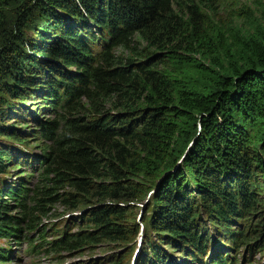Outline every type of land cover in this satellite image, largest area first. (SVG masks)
Here are the masks:
<instances>
[{
  "label": "trees",
  "instance_id": "trees-1",
  "mask_svg": "<svg viewBox=\"0 0 264 264\" xmlns=\"http://www.w3.org/2000/svg\"><path fill=\"white\" fill-rule=\"evenodd\" d=\"M248 1L14 0L12 22L0 0V175L18 174L13 144L35 130L31 113L45 166L32 191L30 175L0 178V239L56 218L57 203L91 227H54L56 254L126 243L132 203L167 172L138 264H238L225 249L262 251L264 223L241 220L261 203L254 172L264 175V0Z\"/></svg>",
  "mask_w": 264,
  "mask_h": 264
},
{
  "label": "rangeland",
  "instance_id": "rangeland-1",
  "mask_svg": "<svg viewBox=\"0 0 264 264\" xmlns=\"http://www.w3.org/2000/svg\"><path fill=\"white\" fill-rule=\"evenodd\" d=\"M4 1L6 5L4 6L5 7L4 14L10 15L12 22L13 21L15 22L17 14L20 9L19 8L8 9L7 7H9L11 5L10 3L14 0H4ZM241 1L242 3L246 1L249 2L248 0H241ZM10 23L11 21H9V26ZM38 25L39 24H35V23L31 24L29 26L31 27V31L30 28H28V30L25 32V36L31 37L32 31H35V29H39L37 28ZM4 39H5L4 32L0 31V48L2 46ZM59 64L60 61H56V60L52 61L53 66L57 67ZM24 74L27 76L26 73ZM58 76L60 75L58 74ZM34 84H39V83L34 82ZM35 93L36 92H34L33 94ZM12 102H15V100ZM29 110L31 109H28V111ZM62 112L63 109L61 107L60 108L58 107L55 113L59 115V113ZM11 114L12 112H9L8 113L9 117H7V119L3 117L2 119L3 120L5 119L4 122L5 124H7L6 126L10 130L17 131L18 127L15 126L20 123L18 122L19 118L17 120H12L13 118L14 119L16 118L12 117ZM54 116L55 114L52 113L50 116H45V117L46 119L50 120L54 118ZM41 117L42 116H39V118ZM34 119H36V115L31 113L30 120L27 121H29L28 124L31 125L30 129L34 128L35 130H31V132L29 133L22 134V136L25 137L24 139H26L23 145L22 143L20 145L13 144L15 148H17L21 152V154L20 156L16 157L17 160L12 165H15V163H19L21 158H25L24 154L30 153V155L33 154L38 155L37 153H39L38 147L39 144L41 145L42 140L39 139L40 133L38 128L34 124L35 123ZM2 138L6 139L5 137ZM4 141H0V145H5V143H3ZM9 143L12 145L11 141ZM28 158H29V164L20 162L22 163V166H20L19 169L17 170L18 174L15 175L12 170H6L5 174L1 173L0 178L4 177L7 179L8 182L14 183L15 181L18 182V179L24 178L27 174H32V176L30 177L31 179L30 178L28 179L30 191H32L33 186L37 185L42 180V177L45 173L44 172L45 166L41 165L33 157H28ZM23 171H25L26 174H24L25 172L23 173ZM254 173L256 174V177L258 179L262 180V182H260L261 188L259 189V191L255 192V195L258 201H261V203L264 204V193H263L264 180L262 178V176H264L263 171L261 172L256 171ZM19 174H23V175L17 176ZM152 190H153V186L150 189L151 192L150 198L146 197L140 200V202L137 201L132 203L134 205L131 214L132 218L127 219L126 221L123 222L126 223L125 224L126 229H130V232L132 233V236L130 235L131 236L130 240H128L126 243H119L113 241L108 242L103 240L96 246L94 245L92 247H87L80 250H72V251L63 250L59 254L58 253L56 254L52 249V245H54L53 239L56 236H58V233L52 231L54 227L58 226V228L60 229L58 231L66 230L69 232H75L79 229L81 231L91 227L90 225H86L84 222L83 223L81 222L79 217L82 211L67 213L64 210H62L61 206L57 205L56 203L51 208L52 213L57 214L56 218L50 221L47 218H45L46 220H44L43 223L40 224L38 227H36L34 230L28 229V227L27 228L23 227L24 229L21 232H19V237L0 239V250H1L0 252L6 254V258L0 260V264H95L96 262L101 264H106L107 262L105 263L102 262L109 256H112L116 259L122 257L123 264H138V259L140 258V252L142 250V247L145 243V240L150 238L149 234L151 232V229L144 225L143 220L144 218L150 219V217H153L154 219H156L157 217H159L158 215L153 214L156 208H154L152 204V196L155 191ZM30 195L31 192L28 193L29 197H31ZM147 195H149V193H147ZM232 196L233 194L231 195V197ZM13 203L14 202H12L11 204ZM261 203H258V205H256L255 208L256 212L252 214L253 217H251L252 215L245 217V214L241 216V220L247 219V223L242 222L243 224L245 223L249 226H255V227L259 226L257 227L258 230L259 228H261L262 224L264 223V213ZM11 207L15 208L16 206L13 204V206L11 205ZM15 214L16 213H14V216ZM22 226L24 225L22 224ZM29 230H33V231L29 232ZM42 242L44 243V245L41 248L40 247L38 248V245H40ZM226 247H229V245L227 244ZM258 247L259 245L253 246V243H249L248 246L244 245L242 246V248L241 247L238 249L236 248L235 255L233 253V249L231 251L225 249L226 251L224 250V252L230 253L229 256L231 258L237 259L236 261L238 262V264H264V251H263L264 248L262 251H259ZM176 250L174 251L176 252L175 255H178L177 254L178 251ZM175 255L173 257L178 260V257ZM189 260L190 259H185V260L183 259V261L180 262V264H189ZM169 261H171L170 264H175L174 263L175 261L173 259L170 258ZM206 261H208V259Z\"/></svg>",
  "mask_w": 264,
  "mask_h": 264
},
{
  "label": "water",
  "instance_id": "water-1",
  "mask_svg": "<svg viewBox=\"0 0 264 264\" xmlns=\"http://www.w3.org/2000/svg\"><path fill=\"white\" fill-rule=\"evenodd\" d=\"M167 174H168L167 172L164 173L163 175H161V176L156 180V182H155L154 185H153V190H152V191L157 190V188H158L160 182L162 181V179L164 178V176L167 175ZM148 193H149V195H147L146 197H147V198H150V194H151V192L149 191ZM146 197H145V198H146Z\"/></svg>",
  "mask_w": 264,
  "mask_h": 264
},
{
  "label": "clouds",
  "instance_id": "clouds-1",
  "mask_svg": "<svg viewBox=\"0 0 264 264\" xmlns=\"http://www.w3.org/2000/svg\"><path fill=\"white\" fill-rule=\"evenodd\" d=\"M63 98H65L66 99V97L65 96H63ZM67 100V99H66ZM59 103H60V101H59ZM59 103H58V105H59ZM67 104H68V101H66V103L61 107L62 109L63 108H65L66 106H67ZM28 107V106H27ZM58 108V107H57ZM57 108H56V110H57ZM29 109H31L30 107H29ZM27 111H28V109H27ZM38 130H39V128H38ZM19 144V143H18ZM23 145V144H22ZM38 154V153H37ZM25 172V171H24ZM25 174H26V172H25ZM27 175H29V174H27ZM27 187H29V183H28V185H27ZM28 192H27V194L28 193H30V191L29 190H27Z\"/></svg>",
  "mask_w": 264,
  "mask_h": 264
}]
</instances>
